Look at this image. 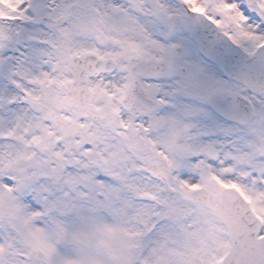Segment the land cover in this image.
Segmentation results:
<instances>
[{"label": "snow or ice", "instance_id": "snow-or-ice-1", "mask_svg": "<svg viewBox=\"0 0 264 264\" xmlns=\"http://www.w3.org/2000/svg\"><path fill=\"white\" fill-rule=\"evenodd\" d=\"M0 264H264V0H0Z\"/></svg>", "mask_w": 264, "mask_h": 264}]
</instances>
